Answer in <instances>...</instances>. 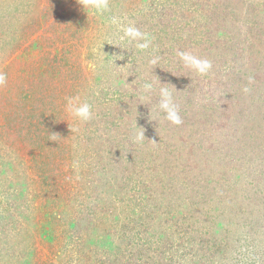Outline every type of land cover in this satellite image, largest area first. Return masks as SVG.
<instances>
[{
  "label": "rangeland",
  "instance_id": "374dc122",
  "mask_svg": "<svg viewBox=\"0 0 264 264\" xmlns=\"http://www.w3.org/2000/svg\"><path fill=\"white\" fill-rule=\"evenodd\" d=\"M103 2L0 0V264H264V0Z\"/></svg>",
  "mask_w": 264,
  "mask_h": 264
},
{
  "label": "clouds",
  "instance_id": "9594fccd",
  "mask_svg": "<svg viewBox=\"0 0 264 264\" xmlns=\"http://www.w3.org/2000/svg\"><path fill=\"white\" fill-rule=\"evenodd\" d=\"M95 7H105L103 0H92ZM115 22V21H114ZM128 34L139 35V33H135L132 29H128ZM147 45H140L141 48L146 47ZM183 57L184 54H181ZM6 75L0 73V86H4L6 84ZM146 87H150V85H146ZM162 100L160 107L166 112L167 119L172 123L179 125L182 121L180 116L178 115L175 106L171 103V94L166 90H161ZM68 111L74 115L75 117L88 121L92 118V110L91 106L88 103H80L79 97H70L67 101ZM143 134L140 135L139 138H142Z\"/></svg>",
  "mask_w": 264,
  "mask_h": 264
}]
</instances>
